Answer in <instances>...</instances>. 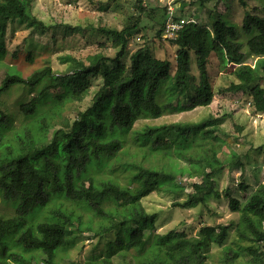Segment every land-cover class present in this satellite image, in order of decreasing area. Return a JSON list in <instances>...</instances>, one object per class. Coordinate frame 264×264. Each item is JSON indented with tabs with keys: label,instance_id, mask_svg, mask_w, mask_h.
Returning a JSON list of instances; mask_svg holds the SVG:
<instances>
[{
	"label": "trees",
	"instance_id": "1",
	"mask_svg": "<svg viewBox=\"0 0 264 264\" xmlns=\"http://www.w3.org/2000/svg\"><path fill=\"white\" fill-rule=\"evenodd\" d=\"M86 1L91 5L99 2ZM173 21L180 22L174 16ZM10 23L46 33L47 27L32 14V0H0V57ZM138 25L136 18L122 30L98 28L116 49L113 58L99 53L91 56L88 64L77 62L64 74L53 72L48 65L26 78L13 71L5 73L0 97L14 86L34 89L51 77L61 92L54 96L39 92L28 102H20L14 114L0 110V197L13 210L11 216H0V264H58L60 253L74 245L77 232L84 230L93 231L97 237L112 234L119 253H133V264H207L210 246H223L229 226L205 225L194 237L175 230L146 234L153 230L156 215L146 212L141 204L153 192L182 191L176 174L186 173L190 178L200 176L202 182L194 183L193 192L176 206L191 209L210 194L218 197L212 177L221 170L216 157L219 145L211 147L212 159L187 158L190 169L170 166L167 172L157 165L171 156L170 143L156 137L164 130L182 142L190 136L211 137L217 131L218 119L210 116L199 122L144 126L131 131L137 120L157 119L167 107L189 111L208 106L214 96L207 68L212 53L222 68L233 69L238 81L225 91L248 90L254 110L263 113L264 87L258 82L264 85V18L248 15L240 28L217 19L200 31L194 20L184 21L172 41L177 48L171 76L178 98L175 106H160L155 101L159 85L170 77L168 60L156 59L143 47L129 57L128 66L122 61L129 37L138 31ZM160 34L158 31L157 36ZM240 35L248 37L247 55L256 58L253 66L246 64L238 42ZM192 54L197 79L191 75ZM90 76H99L101 85L90 105L78 110L71 120L65 116L66 106L80 104L90 94ZM128 133H132L130 141L144 149L143 158L149 160V166L130 163L125 168L129 175L126 185L112 176L116 169H111L107 177H99V171L123 150ZM207 168L210 172L205 171ZM228 207L239 213L237 241L251 244L241 251L250 258V264H264V184H259L243 204L230 197ZM94 219L98 221L96 228ZM238 255L231 250L225 252L228 262ZM84 264L113 261L101 257Z\"/></svg>",
	"mask_w": 264,
	"mask_h": 264
},
{
	"label": "rangeland",
	"instance_id": "2",
	"mask_svg": "<svg viewBox=\"0 0 264 264\" xmlns=\"http://www.w3.org/2000/svg\"><path fill=\"white\" fill-rule=\"evenodd\" d=\"M91 5L86 0H32V14L44 23L46 33H39L25 25L10 23L4 37V54L0 57V83L6 72H17L23 78L44 66H50L53 72L64 74L77 62L88 64V59L96 54L113 58L116 49L111 47V40L98 32V28L122 30L126 25L139 19L138 31L131 34L127 52L122 59L129 65V57L139 48L147 47L156 59L168 60L171 64L170 77L159 85L155 101L160 106L178 102L177 94L172 88L171 76L175 70L176 46L173 38L168 37L165 20L174 16L179 21L194 20L202 26L211 27L217 19L227 25L240 28L243 18L256 15L264 18V0H98ZM161 31L160 36L157 32ZM248 37L240 35L238 42L242 45V53L246 56V64L253 66L256 58L247 55ZM208 75L213 90V99L208 106L195 107L189 111H173L167 107L157 119H139L131 132L144 126H161L172 123H192L202 119L217 118V131L211 137L190 136L187 142L176 140L169 131L156 133L158 140L170 143L168 158L162 159L158 168L170 166L176 170L190 169L187 158L195 160L212 159L211 147L220 146L216 154L221 162V170L213 175L214 190L218 197L210 194L205 201L195 208L182 209L175 204L185 201L193 192L192 185L201 183L200 176L188 177L176 174V183L182 191L175 193L153 192L141 200L148 213L156 215L154 228L146 234H164L170 230L182 232L187 237L197 235L200 227L229 226L228 237L223 246L211 245L207 250V264H250V258L243 253L251 244L236 239L235 228L239 221V213L230 211V197L242 204L259 184H264V112L259 113L252 106V98L246 92H226L237 79L230 67L222 68L218 58L212 53L208 59ZM191 75L197 79L198 73L192 54ZM99 76H90V94L80 104L66 106L65 116L74 119L78 110H85L91 103L93 93L101 85ZM197 82V80L195 81ZM54 78H46L41 84L29 89L14 86L0 97V110L10 114L17 112L20 102L26 103L31 98L44 92L49 96L57 95L61 88L56 86ZM260 85L263 83L258 82ZM187 103H180L184 105ZM18 122V121H17ZM57 128L59 126H56ZM132 133H128L127 141L118 156L99 171V177L112 174L121 184H128L129 175L125 168L130 163L149 166L143 158V150L130 141ZM215 137V138H214ZM173 141V142H172ZM218 146V147H219ZM235 163H239L236 165ZM210 168L205 169L210 172ZM226 191L229 197L226 196ZM69 205V204H68ZM13 210L2 202L0 197V216H11ZM85 216V214H84ZM84 222L87 217H84ZM98 225L93 220V228ZM74 245L60 253L58 264H84L88 260L107 257L113 264H133L131 254L122 255L115 247L114 236L97 237L91 230L77 232ZM148 246V245H147ZM239 252L236 260L228 262L225 252Z\"/></svg>",
	"mask_w": 264,
	"mask_h": 264
},
{
	"label": "built area",
	"instance_id": "3",
	"mask_svg": "<svg viewBox=\"0 0 264 264\" xmlns=\"http://www.w3.org/2000/svg\"><path fill=\"white\" fill-rule=\"evenodd\" d=\"M181 24H183V21H180V22L173 21V16L169 14V16L167 17V22L165 24V29L169 30V31H166L168 33V37L174 39L175 32L181 27Z\"/></svg>",
	"mask_w": 264,
	"mask_h": 264
}]
</instances>
